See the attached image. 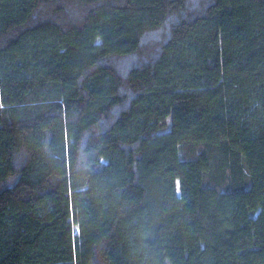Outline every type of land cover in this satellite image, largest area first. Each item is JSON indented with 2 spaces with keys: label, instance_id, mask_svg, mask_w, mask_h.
<instances>
[{
  "label": "trees",
  "instance_id": "trees-1",
  "mask_svg": "<svg viewBox=\"0 0 264 264\" xmlns=\"http://www.w3.org/2000/svg\"><path fill=\"white\" fill-rule=\"evenodd\" d=\"M0 264H264V0H0Z\"/></svg>",
  "mask_w": 264,
  "mask_h": 264
},
{
  "label": "rangeland",
  "instance_id": "rangeland-1",
  "mask_svg": "<svg viewBox=\"0 0 264 264\" xmlns=\"http://www.w3.org/2000/svg\"><path fill=\"white\" fill-rule=\"evenodd\" d=\"M178 193L180 194L179 182H178ZM78 233H79V229H78V226L76 225L75 226V234L78 235Z\"/></svg>",
  "mask_w": 264,
  "mask_h": 264
}]
</instances>
